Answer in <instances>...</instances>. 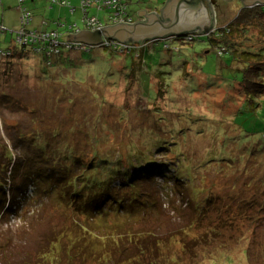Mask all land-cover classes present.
I'll use <instances>...</instances> for the list:
<instances>
[{
	"label": "rangeland",
	"instance_id": "rangeland-1",
	"mask_svg": "<svg viewBox=\"0 0 264 264\" xmlns=\"http://www.w3.org/2000/svg\"><path fill=\"white\" fill-rule=\"evenodd\" d=\"M162 2L129 0L127 13L135 21L137 11L159 9ZM18 5L19 0H0V24L6 31L0 36V48H6L9 42L18 46L15 40L21 28ZM23 6L34 9L26 24L28 30L48 27L64 33L67 28L61 27L58 21H63L66 16L72 25L70 32L84 25L81 0H69V14L64 7H49L47 0H27ZM89 8V17L97 18L102 27L110 26V16L114 14L112 8L98 9L96 3ZM212 9L220 29L237 12L235 7L228 11L220 7L222 12ZM2 13L6 17L4 20ZM191 40L187 38L188 42ZM254 41L248 40L247 44ZM60 44V48L69 53V60L60 70L46 67L40 54L14 58L9 65L0 61V264H23L19 261L28 257L32 260L21 261L24 264H103L88 255L87 247L95 234L105 241L104 236L114 233L113 223L117 222L136 234L133 240L122 239L123 250L112 258L114 264H153L155 260L157 264H166L169 257L177 259L178 255L182 264H248L244 253H238L234 246L242 248V239L264 232V195L260 196L263 200L258 206L262 205L252 210L254 222L251 227L240 218L235 200L257 193L255 184L248 182L258 173L259 168L254 166L264 163L259 159L253 162L255 155L264 159V92L255 96V101L260 104L255 106V112L249 110L237 84L240 79L237 70L242 64L233 62L229 71L221 66L227 54L220 57L212 51L201 58L194 56L197 67H193L192 72L182 66L174 68L169 63L160 65L159 62L169 56L166 52L169 51V39L147 43L132 54L124 52L123 48H118L119 52L93 48L75 53L70 52L66 39L63 38ZM203 46L193 44L197 50ZM138 52L144 60L142 65ZM162 55L164 58L161 59ZM159 71L171 72L165 76L162 94H158L154 79V73ZM74 99L76 101L72 103ZM3 100L5 102H1ZM139 101L141 106L137 105ZM155 104L159 107L158 112L152 111ZM99 110L104 111L100 121L109 127L92 121L94 112L98 114ZM148 120L154 125H149ZM38 133L52 145L47 149L51 155H56L57 149L60 155H70L62 169L66 179L70 165L79 163V160L73 161L72 154L79 155L83 161H91L92 155L85 158L84 152L78 149L79 144L71 151L66 147L64 150L60 145L63 141L75 140L88 148L92 138L102 134L108 140L105 144L102 142L96 152L107 154L109 159L112 151L118 148L129 149L138 144L145 147L143 153L148 151V156L139 160L133 158L126 168L127 181H130L147 168L146 163L150 167L145 178L132 180L136 182L139 194L126 204L127 212L124 213L122 203H117L114 195L105 202L96 199L85 204L91 214L86 210L82 213L83 208L72 201L78 199V195L57 203L55 192L47 189L55 184L51 168L37 172L44 155H49L31 146ZM156 135H161L160 139L149 149L143 140H139L142 136L152 139ZM58 136L61 140H57ZM122 141L132 143L114 145ZM139 165H143L142 168ZM245 165L247 170H244ZM116 176L113 187L116 186L119 196L126 200L129 198L128 185L123 177ZM191 177H195L196 182H203L205 191L211 187L215 197L211 207L198 212L190 207L191 196L186 185L188 180L192 182ZM205 201L192 199V206H203ZM99 208L100 215H95ZM192 219L197 223L182 235L180 232ZM103 221L109 223L105 230L91 225ZM79 224H88L85 240L80 239L81 233L70 235ZM226 227L230 229L227 231L229 238L225 239L224 234L215 237L211 233L214 228L219 232L226 231ZM65 231L71 239L62 238ZM54 233L58 234L55 251L35 248L38 242L45 243L42 235L52 237ZM236 235L242 239L238 241ZM204 236L206 239L201 241ZM233 236L234 243L231 242ZM183 238L194 247L187 253L180 250L183 249ZM210 252L211 258L207 259L205 256ZM157 254L161 256L159 259ZM227 254L235 261L222 260ZM259 256L264 258V251Z\"/></svg>",
	"mask_w": 264,
	"mask_h": 264
},
{
	"label": "trees",
	"instance_id": "trees-1",
	"mask_svg": "<svg viewBox=\"0 0 264 264\" xmlns=\"http://www.w3.org/2000/svg\"><path fill=\"white\" fill-rule=\"evenodd\" d=\"M82 1V0H81ZM86 1V0H84ZM128 0H117L116 1V6L114 7V4H102L101 0H90V7L96 3L98 9H103L110 7L114 10V14L110 16V25L113 23V20L117 17L115 14L117 11H120V6L121 3H127ZM85 8L86 6H82ZM89 7H87V10L84 14V25L87 22L89 18H95V17H89ZM18 10V9H17ZM127 15H129L127 13ZM127 15L125 12L121 13L118 17L122 18H127ZM237 16V17H236ZM5 14L2 13V20H4ZM31 20V18L26 17L25 15L20 16V25L21 28L20 30L23 31L24 35L21 36L22 39H26L25 44L19 43L16 38L19 36L20 30L16 33L15 35V40L18 46H14L12 42H9L8 46L6 48H0V61H3L9 65L10 63H13L14 58H19L22 59L23 56H32L36 54H40V56L44 59V64L46 67H57L61 66L62 64L66 63L69 60V53L64 52L63 47L60 48V46L57 47L58 51L57 52H52L50 55H46V51L48 47L50 46L48 41L40 42L38 43V38H34L29 35L33 30H28L26 29V24L28 21ZM99 24V20L96 18ZM39 30H47L49 31L48 34H53V31L56 34L55 40H57L60 44V41L63 39V32L59 31V29H49L48 27H44L43 29ZM209 31L206 30H201L197 29L196 31L186 33L183 35L178 36L177 38H173L171 41L172 44H169V51L166 50V52H169L168 57H163L161 56L162 62H159L160 65L169 63V66L172 65L174 68L178 67H183V69H188L187 71L192 72L193 67H197V61L194 59L195 57H204L205 53H210L214 52L215 55L217 56H224L227 54V59L224 60L223 62L221 61V66L227 68L228 70L233 66V62L237 61V64H242L239 66V71L238 74L240 75V79L237 81V84L240 86V90L245 98V101L248 102V109L251 110L252 112H255V106L260 105L257 101H255V96L257 93H263L264 92V7H252L251 9H246L244 8L241 13L236 14L235 18H233L229 23H227L223 28H216L214 31H212L210 34H206ZM5 29L2 27L0 24V36L1 34H5ZM10 33V32H9ZM14 34V33H12ZM191 38V41H187V38ZM51 38V37H50ZM255 39L254 43L252 44H247L248 40ZM108 41V42H107ZM105 43L96 45V46H90L87 47L85 44H74L72 43L70 52H85L89 51L93 48H101L104 50H108L111 52H119L117 50L119 47L116 46L114 48L113 46L109 45L110 41L107 40ZM116 43V42H113ZM195 43H200L204 45L203 47H200L197 49H194L193 44ZM61 45V44H60ZM179 47H178V46ZM182 47H181V46ZM36 48V50H35ZM135 51L137 52V48L135 47H129L124 52H129L132 54V52ZM137 55L140 57V62L141 65L144 63V60L140 53L138 52ZM177 57V60H173ZM191 56V57H190ZM192 58V59H191ZM178 66V67H177ZM179 69V68H178ZM195 72V70H193ZM230 71V70H229ZM171 72H164V71H159L154 73V79L157 81V86L156 90L158 94H162L165 92V85L164 81L166 79L165 76L170 74ZM185 74V72H184ZM169 79H173L171 76H169ZM207 80V79H206ZM235 85L234 87H236ZM1 98V97H0ZM164 100V98H162ZM160 101H163V100ZM76 100L74 99L72 103H74ZM159 101V103H160ZM5 102V100L1 101ZM138 106L140 105V101L137 104ZM165 105V103H164ZM99 107V105H97ZM159 107L157 104L153 106L152 111L158 112ZM105 110V109H104ZM149 111L151 114L150 110ZM144 112V111H143ZM147 113V112H145ZM95 117L92 121H95L96 123H101L102 126H107L109 127L106 123L101 122L100 118L104 115V111L101 112L100 110L98 111V114L95 113ZM140 115L136 116L139 117ZM157 118H159V115H156ZM125 120V119H123ZM120 120V121H123ZM155 120V119H154ZM110 122L109 120H107ZM128 121V120H126ZM149 121V120H148ZM147 121V122H148ZM113 123V122H112ZM149 125L153 126V121H149ZM179 129V128H178ZM177 129V130H178ZM173 132H175L174 128H172ZM59 132V131H57ZM70 132V131H67ZM67 132L64 134L61 133V135H65ZM169 132V130H168ZM113 132H111L112 134ZM86 134H89V132H86ZM55 134L52 135V137ZM57 135H60V133H57ZM162 135V134H161ZM161 135H156L152 139H150V136L148 137H140L139 140H143V144L147 146V148H152L153 144H155L161 136ZM264 136V133H263ZM31 132H30V138H31ZM32 140V139H31ZM35 140V141H34ZM57 140H61V136L57 137ZM106 138L103 137L102 134L96 135L95 137L92 138V143L90 144V147H85L84 143H76L75 140L73 141H63L61 142L60 145H63L64 150L65 147L71 151L76 148L77 144L80 145L78 148L80 152H84L85 158H89L90 155H92V160L91 161H86L82 160V158L77 155V154H72L73 161L74 160H79L78 164L72 163L69 167L68 171V179L65 177V173L63 169L64 163H68V158L70 159V155L63 154L60 155V150L57 149L58 151H54L56 155H51V151L47 152V149L51 147L52 145L50 142L42 138L41 134H35L34 139L32 140V147L33 148H38V150L41 153H49V155H44V160L40 161L41 166L38 168L39 172L40 170H45L51 168V178L52 181L55 183L53 186L48 187L47 189L49 192H55V200L57 203H61V201H65L66 198H74V196L78 195L80 196L78 199H72L73 202H75L77 205L80 206V208H83L82 213H84V210L87 211L88 214H91L92 212H88V206L85 208V204H88L91 200H101L102 202H105L107 200H110L112 196H116L115 200L117 203H122V207L124 209V213L127 212V206L131 200L135 199L139 191L136 186V182H132V180L135 179H142L146 177L148 170H150V167L148 166L149 163L147 164V168L143 169L141 174L139 176H134L130 181H127V169L128 165L132 164V159H142L146 155L148 151H145L143 153V147L142 145L138 144L136 146H133L129 149H121L118 148L117 150L112 151V154L110 156V159L107 158V154H102V152H96L97 149H99V145L107 143ZM132 143V142H131ZM131 143H125L122 141L120 143H114V145L118 146H123L126 144H131ZM59 146V145H58ZM56 146V148H58ZM86 149V152L84 151V148ZM70 147L72 149H70ZM55 148V150H56ZM75 155V157H74ZM104 155V158H103ZM253 162L257 159L260 161L264 159L261 157V155H255L254 156ZM95 159H99V161H96ZM252 160L250 163H253ZM261 163V162H260ZM257 164L254 167H258L259 170H257V174L254 177V179L250 182L249 184H255L256 187V194H254L251 197L246 198V196H240L235 200V206H236V211L240 215V218L244 219L247 224V227H251L250 224L251 222H254V212L252 211L253 208H259L262 204H259L261 199L260 196L264 195V166L261 167L263 162L261 164ZM143 165H139V168H142ZM72 168V169H70ZM262 168V169H261ZM75 169H78V171L75 172ZM126 169V170H125ZM244 170H247L246 165L244 166ZM63 171V172H62ZM80 172V174H79ZM191 173H193L191 171ZM117 174L116 177H123L125 183L128 185V193L129 198L126 200L122 199L119 196V192L117 190V187H113V181L115 179L114 175ZM33 177H36V175H33ZM64 179V181L60 182V179ZM192 180V182H187L186 189L189 190V196H191V201L190 202V207H193L195 211H200V209H206L208 207H211L212 204H214V192L209 186L207 191L202 187L204 186L203 182H196L195 177L189 178ZM180 180V177H179ZM45 186V185H43ZM175 189L179 190V187H176ZM142 194V193H141ZM204 196V198H202ZM209 196V198H208ZM204 199L205 205L199 206L198 204H195L192 206V199ZM213 198V199H212ZM128 200V201H127ZM113 204H111L110 207H112ZM258 206V207H257ZM122 209V210H123ZM117 211V208L114 209ZM101 208L97 209L94 213L95 215H100ZM123 214V211L121 212ZM91 215V216H95ZM264 222V221H262ZM197 222L192 219L189 220V223L184 227V229L180 232L182 235L187 234L190 230L191 227L196 224ZM90 224V223H89ZM114 224V233H108L107 236L104 238L106 239L105 241L101 240V238L98 235L95 234L94 238L91 239L90 244L88 245V255L92 256L94 260L99 261L100 263L107 264V263H112L114 264V261L112 258H115V254L117 255L118 251L123 250L122 242L123 238H131L132 240L135 237V232L130 231L125 229L123 224L121 222L113 223ZM91 225L95 229H102L105 230L107 226H109V223L106 221L103 222H92ZM226 231L219 232L214 228V230L211 231L212 234H214L215 237L220 236V234H224V238H229L227 231L230 230L229 228H225ZM69 232L65 231L62 234V238L67 237L68 240L71 239L70 235L74 233H81L80 239L85 240L87 238V233H89L88 230V224L82 225L79 224V226L76 229H73L70 232V235L68 234ZM96 233V232H95ZM155 234V232H152ZM67 235V236H66ZM43 238L45 239V243L43 242H38L36 245V249H41V248H48L47 250H51L52 252L55 251V245L57 243V236L58 234H53L52 237H49V235H42ZM237 237V235H236ZM158 240V237L156 238ZM206 237L204 236L201 238V241H204ZM238 241H240L242 238L241 236L237 237ZM170 241V239H168ZM236 239H234V236L231 240L232 243L235 242ZM77 242V241H76ZM250 242V244L247 245V243ZM97 243V244H96ZM77 243L72 244L70 246H75ZM183 249H180L183 252H188L191 251L194 247L190 246L187 244L186 241H184L183 238ZM241 244H243L242 248L241 247H236L234 248L237 250L238 253H244V259L248 262V264H264V258H261L259 256V253L264 251V232L263 233H258L253 234L249 236L246 240L243 241ZM98 245V246H97ZM48 246V247H47ZM34 248V249H35ZM225 249L223 248V251ZM32 250L29 251L31 253ZM211 252L209 255H206L205 257L207 259L211 258ZM158 255V259L161 257L160 254ZM27 256V255H26ZM24 256V257H26ZM215 256V254L213 255ZM118 258L120 256H117ZM179 255L177 256V259L173 258L171 259L169 257V263L166 264H182L181 262L178 261ZM240 257V254H239ZM222 260H228L230 262H233L234 258L227 254L226 256H222ZM260 258V259H259ZM121 259V257L119 258ZM168 259V258H167ZM206 259V260H207ZM26 262L31 261L29 257L26 259H21ZM19 261V263H23V261ZM174 260V261H173ZM235 261V260H234ZM153 264H157V260L153 262Z\"/></svg>",
	"mask_w": 264,
	"mask_h": 264
},
{
	"label": "water",
	"instance_id": "water-1",
	"mask_svg": "<svg viewBox=\"0 0 264 264\" xmlns=\"http://www.w3.org/2000/svg\"><path fill=\"white\" fill-rule=\"evenodd\" d=\"M256 1L264 4V0H245V5H252ZM137 14L145 16V20L133 24L99 26L94 31L83 30L77 37L66 39L85 44L87 47L102 44L103 40L142 43L153 38L155 34L159 37L165 34L178 35L179 32H191L197 29L206 31L215 24L213 9H208L206 0H165L160 17L154 11L147 13L146 9L137 11Z\"/></svg>",
	"mask_w": 264,
	"mask_h": 264
},
{
	"label": "flooded vegetation",
	"instance_id": "flooded-vegetation-1",
	"mask_svg": "<svg viewBox=\"0 0 264 264\" xmlns=\"http://www.w3.org/2000/svg\"><path fill=\"white\" fill-rule=\"evenodd\" d=\"M27 0H19V5L17 7L18 11L20 12V14L22 15H25L26 17L28 18H32L33 14H34V9L33 8H27L25 6H23V4L26 2ZM48 1V5L49 7H54V6H59V7H64L67 9V13L69 14L70 12V9H69V0H47ZM102 1V4H106L105 3V0H101ZM214 1V0H213ZM33 2V0H32ZM215 2V1H214ZM247 2V1H246ZM245 0H216L215 3H211L210 0H206V5L208 6V9L211 10V8H217L218 10L220 9V7L224 10V11H228V10H231L233 9L234 7L236 8V14H239L241 13V11L246 8V9H251L252 7H264V4L262 3H259L258 1H256L255 3H253L252 5H245L246 4ZM82 3V6H86L83 11H84V14L87 10V7H90V3H85L84 0L81 1ZM122 4V3H121ZM127 5H128V2L126 3V8H125V14H127ZM223 10H219V11H223ZM181 11V10H180ZM157 13L161 14V7L158 9ZM131 16V15H129ZM237 17V16H236ZM235 18V17H234ZM91 18H89L87 20V22L85 23V25H83V27H78L77 29H75V31L73 32H70V29L72 28V25H69V20L67 18V16L63 19V21H58L59 25L63 28H67L63 34V36L67 39H73L75 37H77L80 33V31H83V30H90V31H94L96 30V28L92 25H89V20ZM95 19V18H94ZM138 19L135 21L137 22ZM83 22H84V18H83ZM98 22V21H97ZM120 23H112L111 25H118ZM131 24V23H130ZM133 24V23H132ZM110 25V26H111ZM102 27V25H100ZM49 31L47 30H33L32 33H29L31 34L33 37H36V36H39L38 34H41V33H48ZM79 33V34H78ZM180 33V32H179ZM170 35L168 34H165L163 36H157L156 34L153 36V39H158V38H169ZM43 41L45 39L41 38ZM66 39V45L68 47H71L72 43H74V41H71V40H67ZM40 43V42H38ZM36 50V48H35ZM37 51V50H36ZM60 67L61 66H57L55 68L59 69L60 70Z\"/></svg>",
	"mask_w": 264,
	"mask_h": 264
},
{
	"label": "built area",
	"instance_id": "built-area-1",
	"mask_svg": "<svg viewBox=\"0 0 264 264\" xmlns=\"http://www.w3.org/2000/svg\"><path fill=\"white\" fill-rule=\"evenodd\" d=\"M116 1L117 0H105V3L106 4H114V7L116 6ZM90 2V0H86L85 3H88ZM125 8H126V4L125 3H122L121 6H120V11H117V13L115 14L117 17L113 20V23H130L132 22V17L127 15V18H122V17H118L121 13L125 12ZM97 20L94 19V18H91L89 20V25H92L94 26L95 28L96 27H99L100 24H97ZM32 33V32H31ZM24 35L23 31L20 30L19 32V36H18V39H19V42L21 43H26V39H22L21 36ZM31 35V34H29ZM39 36H36V37H32L34 38L33 40H35V38H38V42H45V41H48L49 43V47L46 51V55H50L52 52H57L58 49L57 47L59 46L58 42L55 41V34H48V33H41V34H38ZM51 37V38H50ZM45 39L44 41L41 39ZM107 40H105L106 42ZM103 42V43H105ZM108 42V41H107ZM113 42H116V41H110L109 45L113 46L114 48H116V46H120L119 48H123L124 50H126V48H128L129 46L127 45H121V44H118L117 42L116 43H113ZM74 44H78V43H75ZM71 48V47H70Z\"/></svg>",
	"mask_w": 264,
	"mask_h": 264
},
{
	"label": "clouds",
	"instance_id": "clouds-1",
	"mask_svg": "<svg viewBox=\"0 0 264 264\" xmlns=\"http://www.w3.org/2000/svg\"><path fill=\"white\" fill-rule=\"evenodd\" d=\"M163 1H165V0H163ZM211 1V0H210ZM128 2H129V0H128ZM211 3H215L214 1L212 2L211 1ZM162 5H163V2H162ZM162 8V7H161ZM141 10H143V9H141ZM147 10V9H146ZM154 12H156L157 13V11H158V8H156L155 10H153ZM150 12H152V11H149V10H147V13H150ZM157 15L160 17V14L159 13H157ZM137 16H138V21L140 20V19H142V18H140V16L137 14ZM132 17V16H131ZM136 21V20H135ZM135 21L133 20V18H132V22H130L131 24L132 23H135ZM130 23H127V24H130ZM214 26L206 33V34H210L212 31H214V29H216L217 28V22L216 21H214ZM196 31V30H195ZM54 32H56V31H53V33ZM191 32H193V31H191ZM186 33H190V32H184V33H179L178 35H171V36H169V38H161V39H169V44H171V41L170 40H172L173 38H177L178 36H180V35H183V34H186ZM55 34V33H54ZM55 36H56V34H55ZM63 38L64 39H66L64 36H63ZM16 40L19 42V39H18V36H17V38H16ZM158 40H160V38H158V39H153V38H150V39H147V40H144L142 43H139L140 45H138V44H136L137 42H132V41H127L126 43H120V42H117L118 44H121V45H127V46H129V47H135V48H137V50L139 51V49H140V47H144L147 43H152V42H154V41H158ZM56 42H58L57 40H55ZM109 41H115V40H109ZM103 42H104V40H103ZM19 43H21V42H19ZM59 43V42H58ZM21 44H24V43H21ZM120 47V46H119ZM128 47V48H129ZM127 49V48H126ZM118 50V49H117ZM56 67V66H55Z\"/></svg>",
	"mask_w": 264,
	"mask_h": 264
},
{
	"label": "crops",
	"instance_id": "crops-1",
	"mask_svg": "<svg viewBox=\"0 0 264 264\" xmlns=\"http://www.w3.org/2000/svg\"><path fill=\"white\" fill-rule=\"evenodd\" d=\"M140 16V15H139ZM140 18H142V19H140L139 21H141V20H145V16H140Z\"/></svg>",
	"mask_w": 264,
	"mask_h": 264
},
{
	"label": "bare ground",
	"instance_id": "bare-ground-1",
	"mask_svg": "<svg viewBox=\"0 0 264 264\" xmlns=\"http://www.w3.org/2000/svg\"><path fill=\"white\" fill-rule=\"evenodd\" d=\"M35 141V140H34Z\"/></svg>",
	"mask_w": 264,
	"mask_h": 264
}]
</instances>
